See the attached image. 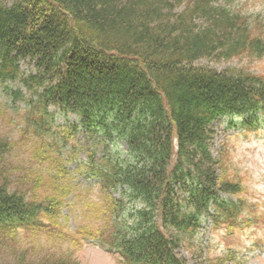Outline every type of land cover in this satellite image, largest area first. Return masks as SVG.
<instances>
[{
  "label": "trees",
  "instance_id": "trees-1",
  "mask_svg": "<svg viewBox=\"0 0 264 264\" xmlns=\"http://www.w3.org/2000/svg\"><path fill=\"white\" fill-rule=\"evenodd\" d=\"M262 24L222 0L0 6V84L7 92L9 82L22 84L10 96L26 102L19 125L32 130L16 138L0 132V235L16 240L25 230L77 250L72 234L79 233L113 252L119 264H188L178 250L203 217L228 231L248 221L247 200L225 195L246 186L218 174L212 125L228 116L257 131L264 122V74L199 62L264 55ZM51 107L75 114L74 129L103 137L107 149L119 139L128 145L126 157L105 167L95 165L92 152L103 188L76 230L62 216L74 183L57 142L48 140ZM42 246L39 257L19 253L25 257L10 264H82L72 252L56 257Z\"/></svg>",
  "mask_w": 264,
  "mask_h": 264
},
{
  "label": "rangeland",
  "instance_id": "rangeland-1",
  "mask_svg": "<svg viewBox=\"0 0 264 264\" xmlns=\"http://www.w3.org/2000/svg\"><path fill=\"white\" fill-rule=\"evenodd\" d=\"M15 1L17 0H0V6H10ZM222 1L234 11L242 12L250 16L252 20L263 23L262 27L264 28V0ZM217 57L205 58L199 63L218 69L233 68L264 74V55L243 54L232 60ZM31 67L27 62L23 63L22 72H28ZM10 87L9 92L3 86L0 87V132L12 138L18 137L22 131L31 134L32 130H27L24 126L19 125L26 113V102L19 98L15 104L13 94L12 97L10 96L13 89H21L23 86L20 82H14L10 83ZM28 93L30 92L28 91ZM54 109L55 107H51V111L53 110L56 113V122L53 123L49 141H57L61 148L59 153L67 159L74 152V156L77 158L70 161L68 169L73 171L72 173L75 175V181L78 184L77 191L80 188L82 189L80 192L84 194L78 201H76L77 195L71 196L72 199L69 200V205L63 211L64 216L68 217V225L74 230L84 223L82 214L86 210L88 200L97 197L99 194V186L96 180L88 172L83 171L85 166L81 167L82 174H77L80 171L76 166L81 164V161H86L87 150L90 149L93 143L96 144L99 151L98 156L101 157L103 145L99 138V140L95 139V136L88 131H81L74 135L69 134L67 128L72 130V127L67 123H72L76 116L70 115L67 119V116L62 112ZM212 127L215 132L213 133L211 151L213 156L220 162L218 174H227L229 177L242 181L247 187L245 195L248 197L249 202L251 204L253 201L259 202L258 209L251 205L252 212H264V123L262 128L255 133L242 131V128H233L230 120L226 117L217 119ZM119 141L123 146L114 143L112 144L114 149L110 148V151L119 150L121 152L127 147L123 140ZM19 152L27 153L24 148ZM23 157L26 156L22 155L20 158L23 159ZM106 160L108 159L104 161ZM222 164L226 168L222 167ZM136 207L138 208L139 205H136ZM260 225L243 229L237 228L231 233H227L223 229L216 231L212 230L211 227H206V230H202V233L191 244L182 245L179 250L187 258L189 264H264V248L261 250L257 247L258 240L264 237V229ZM72 235L78 240L77 250L66 248L67 244H64L63 247L57 241H47L43 234L30 236L25 230L21 232L16 240L1 234L0 264H10L16 257L24 256L19 254L24 252H26V256L39 257L44 251L43 243L49 251L55 253L56 257L72 252L82 264H119L117 256L94 245L92 242L88 243L87 237L79 233ZM230 252H234L236 259H227Z\"/></svg>",
  "mask_w": 264,
  "mask_h": 264
}]
</instances>
